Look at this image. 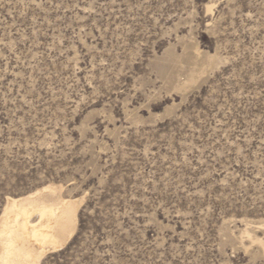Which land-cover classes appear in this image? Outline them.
<instances>
[{
  "label": "rangeland",
  "instance_id": "obj_1",
  "mask_svg": "<svg viewBox=\"0 0 264 264\" xmlns=\"http://www.w3.org/2000/svg\"><path fill=\"white\" fill-rule=\"evenodd\" d=\"M48 183L41 264H264V0H0V214Z\"/></svg>",
  "mask_w": 264,
  "mask_h": 264
},
{
  "label": "bare ground",
  "instance_id": "obj_2",
  "mask_svg": "<svg viewBox=\"0 0 264 264\" xmlns=\"http://www.w3.org/2000/svg\"><path fill=\"white\" fill-rule=\"evenodd\" d=\"M195 53L200 57L202 51L196 48ZM203 58L202 70L223 60L218 54H206ZM199 71L197 66L191 67L183 81L176 75L170 77L182 89L196 81ZM62 187L48 183L25 195L5 199L0 214V264H41L46 254L60 250L71 239L77 230L82 199L64 196ZM244 233L264 252V237L253 236L247 229Z\"/></svg>",
  "mask_w": 264,
  "mask_h": 264
}]
</instances>
